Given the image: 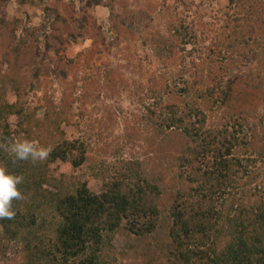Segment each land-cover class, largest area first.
Returning <instances> with one entry per match:
<instances>
[{
	"label": "rangeland",
	"instance_id": "1",
	"mask_svg": "<svg viewBox=\"0 0 264 264\" xmlns=\"http://www.w3.org/2000/svg\"><path fill=\"white\" fill-rule=\"evenodd\" d=\"M0 31V57L12 47L16 48L26 33L38 37V49L28 52L32 70L40 66L43 69L38 79H32L29 74L14 75L11 82L4 84V100L18 105L27 117L45 118V99L51 98L53 103L61 101L65 87L58 73L60 66L72 68L69 81L75 79L74 73L98 81L100 89L88 102L84 114L79 109L81 105L73 104L69 111L71 119L62 122L69 136L74 133L88 145L91 156L104 143L114 150V143L126 136V130H132L131 134L138 130L144 133L143 122L134 117L137 113L146 114L149 106L153 108L156 102L150 90L153 80L160 84L168 81L169 87L162 86L163 101L172 102L174 108L185 107L182 98L194 97L208 116L207 125L212 126L215 123L212 114L217 107L215 100L222 104L224 97L218 90H223L227 94L224 101L227 109L236 107L242 112L250 111L246 120L240 119L239 114L232 117V122L237 124L234 129L241 130L238 124L244 122L245 130L253 125L259 136L264 137V57L248 60L253 48L258 53L264 52V0H0ZM158 49L163 53L158 54ZM252 69L255 78L251 88L230 92L233 86L230 79L239 77L242 81L240 78ZM204 77L209 80L205 82ZM213 85L214 89L218 86L217 90H208ZM83 93L82 88H78L73 94L74 102ZM193 119L199 126V119ZM15 120L18 121V116L10 117V121ZM179 141L177 145L182 148L191 140ZM218 153V150L212 152L211 156ZM108 154L104 158L116 164L130 157L127 148ZM236 156L249 166L241 167ZM250 156L255 157V154L243 147L227 156L230 157L226 164L231 178L222 181L224 196L217 192L219 197L213 199L215 206L221 207L238 198V203L227 213L234 214L242 201L252 205L259 198L256 192L264 189V161L250 164L247 159ZM206 159L209 161L200 160V164L202 169L208 170L216 160ZM98 165L86 160L80 166L61 159L48 161L50 172L56 178L63 177L71 191L87 183L100 192L105 179L107 182L115 172ZM184 170L188 173L190 167ZM103 171L107 172L105 177ZM218 182L214 179L213 184L217 186ZM181 183L186 193L201 184L192 178L183 179ZM167 193H162L158 201L159 213L153 218L155 229L152 232L138 237L125 227L116 231L111 241L112 253L118 259L116 264L174 262L173 257L166 256L173 223V195ZM14 205L17 208L19 204ZM2 237L0 224V242L8 245L6 253L0 252V264H20L13 258L17 254L11 249H15V244Z\"/></svg>",
	"mask_w": 264,
	"mask_h": 264
},
{
	"label": "trees",
	"instance_id": "2",
	"mask_svg": "<svg viewBox=\"0 0 264 264\" xmlns=\"http://www.w3.org/2000/svg\"><path fill=\"white\" fill-rule=\"evenodd\" d=\"M35 49H38V37L26 33L16 48L12 47L0 57V83L3 82L0 86V143L27 138L53 149L49 158L38 164L15 161L0 150V162L10 172L24 177V182L18 186L24 199L13 201V208L16 202L19 204L14 208L15 218L0 220L2 238L15 244V249L11 248L17 253L14 259L20 264H116L118 259L112 253L111 243L116 231L125 227L138 237L152 232L155 229L153 218L159 213L158 201L162 193L168 192L173 195V223L169 234L171 244L165 255L173 257L171 264H264V189L256 192L259 198L252 205L242 201L234 214L227 212L238 203V198L221 207H216L213 201L219 197L217 192L223 196L226 193L221 186L225 185L222 181L231 178L226 162H230L227 156H231L232 151L243 147L255 154L247 158L250 164L264 161V137L259 136L257 128L250 125L245 130V123L240 122L241 130L237 131L234 129L237 124L232 122V117L238 114L240 119L246 120L250 111L242 112L236 107L227 109L224 106L227 94L218 90L224 96L223 106L220 100H215L217 107L212 114L215 123L207 125L208 116L194 97L182 98L185 107L174 108L172 102L163 101L162 86L169 87L168 81L160 84L153 80L150 86L152 97L156 98L153 108L149 106L146 114L137 113L134 117L143 122L144 133L138 130L131 134L132 130H126V136L114 143V150L104 143L91 156L88 145L74 133L69 136L62 122L71 119L69 111L73 104L81 105L79 109L84 114L88 102L100 89L97 80H87L86 75L81 78L74 73L75 79L69 81L72 68L60 66L58 73L65 94L59 103L45 99L47 113L43 119L34 115L27 117L18 105L4 100L5 85L14 75L29 74L32 79H38L42 67L32 70L28 60V52ZM160 51L158 49V54L163 53ZM261 56L264 57V52L258 53L253 48L248 60H261ZM253 70L245 73L240 78L242 81L239 77L231 78L230 92L249 90L255 78ZM214 86H209L208 90H217L218 86L215 89ZM80 87L84 93L74 102L73 94ZM11 116H18V121H10ZM193 117L199 119V126ZM186 139L191 141L179 148L177 142L183 143ZM125 148L131 158H123L119 164L104 158L110 151ZM147 149H151V153ZM217 150L218 156L212 157V152ZM206 157L216 160L208 170L202 169L200 164V160L209 161ZM236 157L241 167L249 166L242 164L243 158ZM57 159L74 166H80L85 160L96 162L99 167H106L107 171L113 169L115 173L108 174L111 177L107 182L105 179L100 192L87 183L71 191L63 177L56 178L50 172L48 161ZM185 167H190L188 173ZM101 173L105 177L107 172ZM189 178L201 184L186 193L180 186L183 179ZM214 179L219 181L217 186L213 184ZM7 246L1 240L0 252L6 253Z\"/></svg>",
	"mask_w": 264,
	"mask_h": 264
},
{
	"label": "clouds",
	"instance_id": "3",
	"mask_svg": "<svg viewBox=\"0 0 264 264\" xmlns=\"http://www.w3.org/2000/svg\"><path fill=\"white\" fill-rule=\"evenodd\" d=\"M0 150L10 154L15 161H31L32 164L43 163L51 152V146H42L38 142L24 138L10 143H0ZM24 177L10 172L6 166L0 165V220L15 218L13 201L23 200L24 196L18 187Z\"/></svg>",
	"mask_w": 264,
	"mask_h": 264
}]
</instances>
